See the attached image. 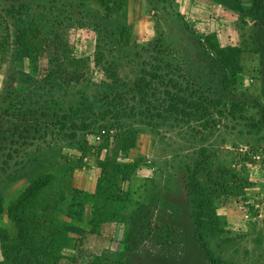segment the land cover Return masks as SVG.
Listing matches in <instances>:
<instances>
[{"label":"rangeland","instance_id":"rangeland-1","mask_svg":"<svg viewBox=\"0 0 264 264\" xmlns=\"http://www.w3.org/2000/svg\"><path fill=\"white\" fill-rule=\"evenodd\" d=\"M221 1L234 52L173 0H0L8 244L38 220L48 264H264V0Z\"/></svg>","mask_w":264,"mask_h":264},{"label":"crops","instance_id":"crops-1","mask_svg":"<svg viewBox=\"0 0 264 264\" xmlns=\"http://www.w3.org/2000/svg\"><path fill=\"white\" fill-rule=\"evenodd\" d=\"M173 4L176 11L197 30L206 34L212 30L216 32L222 47L236 41L237 34L231 32L228 23L236 21L239 13L229 4L221 0H173Z\"/></svg>","mask_w":264,"mask_h":264},{"label":"trees","instance_id":"trees-1","mask_svg":"<svg viewBox=\"0 0 264 264\" xmlns=\"http://www.w3.org/2000/svg\"><path fill=\"white\" fill-rule=\"evenodd\" d=\"M215 47L220 48V45ZM236 50L237 49L231 48L230 46L222 48V52H234ZM39 198L36 196L32 199L37 205H32L31 208H34V210L38 211L53 210L51 209L52 207H49L44 202H39ZM59 198L62 197L57 196L56 201H59ZM36 199L38 200L34 201ZM46 224L47 222L45 221L39 223L37 220L32 223L34 227L31 231L30 229H26L27 225L21 227L19 230L18 247L8 244V237L4 235L2 231H0V242L2 244L4 257V261L0 264H48V245L46 235L44 234L46 231ZM41 231L43 232L39 233Z\"/></svg>","mask_w":264,"mask_h":264}]
</instances>
